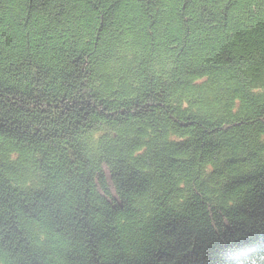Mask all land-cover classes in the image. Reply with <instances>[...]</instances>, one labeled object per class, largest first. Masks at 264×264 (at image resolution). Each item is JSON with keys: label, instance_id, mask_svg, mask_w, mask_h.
<instances>
[{"label": "trees", "instance_id": "1", "mask_svg": "<svg viewBox=\"0 0 264 264\" xmlns=\"http://www.w3.org/2000/svg\"><path fill=\"white\" fill-rule=\"evenodd\" d=\"M0 264H264V0H0Z\"/></svg>", "mask_w": 264, "mask_h": 264}]
</instances>
